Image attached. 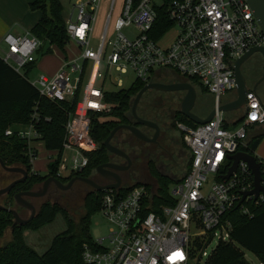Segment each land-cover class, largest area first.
Segmentation results:
<instances>
[{
	"label": "built area",
	"instance_id": "built-area-1",
	"mask_svg": "<svg viewBox=\"0 0 264 264\" xmlns=\"http://www.w3.org/2000/svg\"><path fill=\"white\" fill-rule=\"evenodd\" d=\"M116 1L110 0L97 48L91 45L93 23L103 0H76L66 27L70 40L81 48L80 54L66 59L54 75L41 74L30 81L22 74L42 96L69 106L62 144L48 149L47 169L57 165L58 177L70 178L87 168L91 153L99 148L94 120L111 110L113 104L107 98L119 91L107 88L109 81L125 89L123 75L129 72L135 76L133 86L137 81L153 82L163 71H174L213 93L216 112L211 120L178 124L191 158L187 172L170 187L173 203L157 204V193L144 184L104 190L99 212L111 225L109 234L84 243L82 254L88 264H190L196 259V239L204 244L215 238L218 243L230 241L233 223L229 214L239 209L251 215V204L264 202L263 193L258 198L253 194L244 198L254 188V174L246 161L241 160L225 177L233 154L250 153L251 127L264 124L262 100L256 91L248 90L242 115L232 119L218 109L222 95L237 88L235 61L254 46L264 47V31L248 0H123L111 31ZM160 8L170 25L159 20ZM133 26L138 30L133 36L123 31ZM173 27L177 28L175 40L161 46L160 40ZM3 41L8 46L3 59L20 73L36 61L45 44L31 30L9 32ZM105 54L106 72L101 69ZM33 117L24 126L6 130V135L17 134L25 141L32 165L41 148H46L39 118ZM256 159L264 185V158ZM32 170L37 171L34 165ZM205 253L204 249L201 257Z\"/></svg>",
	"mask_w": 264,
	"mask_h": 264
},
{
	"label": "trees",
	"instance_id": "trees-1",
	"mask_svg": "<svg viewBox=\"0 0 264 264\" xmlns=\"http://www.w3.org/2000/svg\"><path fill=\"white\" fill-rule=\"evenodd\" d=\"M30 8L41 11V17L31 28V32L42 41H50L52 45L65 51L70 38L61 1L33 0L30 2ZM159 20H166V25H170L163 8L159 9ZM42 49L43 47L40 49L39 55ZM51 50L50 48L47 53ZM35 62L28 64L27 68L34 67ZM144 85V82L137 81L133 86L112 92L108 96V101L113 104L108 112L112 118L104 120L96 118L94 120V133L99 148L91 153L90 163L84 171L88 173L90 167L95 168L106 158L103 148L104 140L118 121L127 119L132 99ZM68 109V104L54 102L42 96L22 73L0 56V157L8 166H25L32 172V180L29 183L27 181L18 184L15 190L28 189L34 183L43 182L50 175L58 177V166H51L45 176L40 172L33 171V165L25 153V141L17 134L6 135V130L30 123L36 114L39 120L38 123L36 121L34 123H37L43 133L46 148L57 149L63 141ZM242 119L243 117L239 121ZM188 123L193 124L191 121ZM260 140L259 135L249 137L247 150L253 155H256L255 151ZM58 178L63 181L69 179ZM174 181L170 178H161L154 184L157 189L155 196L157 204L173 203L169 187ZM135 185L139 184L124 187L129 189ZM147 186L151 187L150 184ZM102 193L103 191H97L86 197V212L78 221L69 217L68 212L59 203L50 200L43 203L33 220L21 227L15 226L11 231V240L0 246V264H88L83 259V246L84 243L93 242L90 233L92 216L100 210ZM12 194L13 192L6 198L4 206L11 207L15 202ZM250 208L251 215L244 214L239 209H235L229 214L233 223L231 240L220 241L204 264H251L243 249L252 252L264 263V202L258 205L252 203ZM59 213L65 217L67 229L54 236L51 245L45 252H37L25 242L24 230L40 229L53 222ZM13 218L12 213L0 209V237L4 235L7 228L12 226ZM205 248V244L199 239L194 241L193 254L198 255V260H201V254Z\"/></svg>",
	"mask_w": 264,
	"mask_h": 264
},
{
	"label": "flooded vegetation",
	"instance_id": "flooded-vegetation-1",
	"mask_svg": "<svg viewBox=\"0 0 264 264\" xmlns=\"http://www.w3.org/2000/svg\"><path fill=\"white\" fill-rule=\"evenodd\" d=\"M173 74L176 75L177 80L167 83L190 82L188 79L182 77L180 74L174 71ZM147 92L148 90L142 95L136 108V114H133L130 110L127 113V119L118 121V123L112 127L109 133L110 135L112 131L118 126L131 125L135 127L138 134L126 127L118 128L110 139L109 143L118 149L120 153H116L103 145L106 158L95 168L90 167V171L88 173L83 169L71 176L68 181L73 177L83 176L86 178L90 177L96 183L97 187H103L114 183H120L122 187L128 185L130 186V184L132 185L141 183H144L145 185H151L156 184L161 178H173L175 176L174 172L178 167L184 168V176L189 168V162H181L180 160L178 161V156L179 152H181L183 149L182 146L187 149L188 147L184 139V133L178 128V124H186L190 121L192 122V120L182 112V103L187 96L188 91H164L155 89V91L152 93L147 94ZM146 94L147 97L143 99V96ZM196 101L192 108L194 113H196ZM109 135L106 137V139L109 137ZM108 163L118 165L121 168L114 169L111 166H108ZM100 165L101 167H99ZM19 167L26 171V175L18 172H10L13 174V176L11 180L5 184V186L14 180H23L19 181L8 194L0 196V199H2L4 202L11 192H13L12 197L14 199V195L17 192L42 189V185L45 180L43 182L34 183V185L28 189L15 190V187L18 184L27 181L29 183L32 180V172L25 166ZM63 182L66 183V181ZM75 184H78L76 192L79 193L80 196L84 195L85 199L88 195L94 192H102L94 185L82 180L75 181L70 189L73 190ZM5 186H0V188ZM60 190L62 189L58 188L56 184L52 183L44 196L27 197V199L35 206L37 214L40 206L46 201H53L55 197L54 193ZM36 200H41L40 205ZM53 202H56V200ZM14 203L17 206L16 210L22 218L28 219L31 216L32 211L30 208L17 204L16 201ZM15 226L12 224L10 227L11 231Z\"/></svg>",
	"mask_w": 264,
	"mask_h": 264
},
{
	"label": "rangeland",
	"instance_id": "rangeland-1",
	"mask_svg": "<svg viewBox=\"0 0 264 264\" xmlns=\"http://www.w3.org/2000/svg\"><path fill=\"white\" fill-rule=\"evenodd\" d=\"M63 6V14L67 18L69 16L70 11L72 9V5L76 0H60ZM123 0H117L116 1V10L113 13V17L111 20V27L110 30L112 31L113 24L118 16L119 10L122 6ZM110 5V0H103L101 8L97 14V18L95 22L93 23V39H92V46L94 48H97L100 36L102 35L105 21H106V13L108 12ZM31 9V8H30ZM39 10H31V15L33 17H36L39 15ZM15 11H6L2 14V20H5L8 24L13 25L14 31L19 29L18 20L16 17ZM18 14V18H19ZM21 18V17H20ZM31 30V29H30ZM12 31L13 33H15ZM123 31L129 35L133 36L135 33L138 32L137 28L134 26L131 28H124ZM9 33V32H7ZM6 33V34H7ZM5 34V35H6ZM4 35V36H5ZM177 35V28L173 27L167 34L164 35V37L160 40V45L167 47L175 40ZM3 36V37H4ZM2 37V38H3ZM0 38V56L3 57L5 52L8 50V46L4 43L3 39ZM2 39V40H1ZM51 52L44 54L42 57H39V54L36 56V62L35 66L31 69L28 68H21L22 74H27V77L30 81H35L38 79V77L41 74H47L52 75V73H55L61 64L66 60V57L68 59L75 58L78 54L81 52V48L78 46V44L74 41L68 42V44L65 47V51L60 49L58 46L54 45L51 48ZM107 55L105 54L102 59L101 63V69L106 72L108 62H107ZM30 70V71H28ZM242 71L246 76L247 79V87L249 90H254V86L257 83V81L260 79L264 72V58L260 53H254L250 58H248L244 64L242 65ZM112 79L116 78V72L114 68L111 70ZM125 84L123 85V88L127 89L131 86L132 82L135 80V76L133 72H129L126 75H123ZM177 80V77L175 74H173V71H163L162 75L159 76L155 81H161V82H174ZM107 88L110 89H116L120 90L121 87L112 85L111 82H107L106 84ZM197 90V101H196V113L202 117L207 116L210 111L215 106V95L213 93H210L208 91L202 90L200 86H196ZM155 91V89L148 90L147 94L152 93ZM258 95L261 97V99L264 102V80L259 83L255 90ZM147 94L143 96V99L147 97ZM237 98V90H231L222 95V101H231ZM245 105L238 109L235 112L229 111L226 112L227 119H232L234 117H239L242 115L244 111ZM112 116L108 113H104L101 115L100 120L104 119H111ZM260 143L256 149V155L258 157L264 158V134L260 135ZM181 152H179L178 161H186L190 164V151L187 148H184L182 146ZM48 153L49 150L45 147H42L40 150V154L35 159L33 165L35 168L39 169L40 173L42 175H47V159H48ZM184 168H177V170L174 172V177L170 178L172 180H178L181 176H183ZM13 174L5 171L0 166V186H5V184L8 183L9 180H11ZM212 176H209V182H211ZM67 182V181H66ZM174 182L171 183L170 187L172 186ZM131 185V184H130ZM133 185V184H132ZM148 185V184H147ZM153 185V186H152ZM153 188V191L157 193L156 186L154 184L150 185ZM169 187V189H170ZM78 188V184H75L74 189H68V190H60L58 192L54 193V200H56L57 203H59L67 212L69 217L74 219L75 221H78L82 215L85 214V197L84 195L80 196L79 193L76 192V189ZM53 200V201H54ZM39 202L40 205L41 200H36ZM0 203L4 205V201L0 199ZM14 209H17V206L15 203L11 206ZM67 223L65 220V217L62 213H59L55 220L45 226H43L40 229L37 230H31L26 229L24 230V238L25 242L34 248L37 252L43 253L45 252L49 246L51 245V242L54 238V236L58 233H61L67 229ZM111 225L108 223V221L103 217V215L98 212L92 216V222L90 227V233L93 238V240L103 238L109 234ZM11 229L10 227L6 229L4 235L0 237V246L5 245L11 240ZM218 240L215 238L213 239L209 244H205V254L201 258V264H203L207 257L211 254V252L217 247ZM245 252L246 258L251 264H260V260L250 251L243 249ZM195 260L191 261L190 264H197L198 255L193 254Z\"/></svg>",
	"mask_w": 264,
	"mask_h": 264
},
{
	"label": "water",
	"instance_id": "water-1",
	"mask_svg": "<svg viewBox=\"0 0 264 264\" xmlns=\"http://www.w3.org/2000/svg\"><path fill=\"white\" fill-rule=\"evenodd\" d=\"M248 2L253 9L255 18L257 19L259 25L261 26L262 30L264 31V0H248ZM51 46H52V43L50 41H46L39 57H42L44 54H46L48 52V50L51 48ZM254 53H260L264 58V47L254 46V47L250 48L244 55H242L241 57H239L235 61L234 70H235V79H236V84H237V88H236L237 98L234 100L228 101V102H223L219 106V108H218L219 110H224L225 112H229V111L241 109L245 105V102H246V94L245 93L249 89L247 87L246 76L242 71V65ZM263 80H264V72H263L262 76L260 77V79L255 84L254 91L256 90L259 83H261ZM149 89H158V90H164V91L187 90L188 91L187 96L185 97V99L182 103V112L184 115H186L189 119H191L195 123L202 124V123L208 122L209 120H211V118L214 116V114L216 112V108L214 107L207 116L202 117V116H200L197 113H194L192 111V108H193L195 101H196L197 91H196L195 86L190 82L163 83V82H156V81L154 82L153 81V82L145 84L143 86V88L132 99L131 111L133 114H136V108L138 106V103H139L142 95ZM120 127H126L128 129H130L131 131H133L134 133L138 134L135 127H133L131 125H121V126L116 127L112 131V133L109 135V137L104 141V145L116 153H120V151L118 149H116L114 146H112L109 143V141L112 138V136L114 135V133L116 132V130ZM231 157L233 159V164L230 167L228 173L225 175V177L228 178L232 174V172L234 170H236L239 162L241 160H244L248 163L250 169L252 170V172L254 174V188L248 192H245L244 198L247 195H252V194L255 196V198H258L260 193L264 194V185L262 183L263 176H262L261 166H260V163L257 161L256 156L251 154V153H248V152L239 151V152H236L235 154H233ZM0 166L5 171L12 172V173L18 172V173H23L24 175H26V171L23 168H21L19 166H8L5 164V162L3 161V159L1 157H0ZM108 166H111L114 169L121 168L120 166L115 165V164H111V163H108ZM99 167H101V165ZM22 180L23 179L14 180L13 182L8 184L7 186L0 188V196H2L4 194H8L13 189V187L19 181H22ZM77 180L86 181V182L94 185L98 190H101V191H104V190L109 189V188L118 189L121 187L120 183H114V184H109V185H106L103 187H97L96 183L90 177L86 178L83 176H76V177L71 178L68 182L65 183L58 177L48 176V177H46L45 181L43 182L42 189L20 191L14 195V199H15L17 204L26 206V207L31 209V211H32L31 216L28 219L22 218L16 209H14L12 207L4 206L1 203H0V209L5 210V211L13 214V217H14L13 226L25 225V224L29 223L36 216V211H37L35 206L27 199V197H42V196H44L47 193V190L52 183L56 184L58 186V188H60L62 190H68L73 186L74 182ZM142 184H144V183H142Z\"/></svg>",
	"mask_w": 264,
	"mask_h": 264
},
{
	"label": "crops",
	"instance_id": "crops-1",
	"mask_svg": "<svg viewBox=\"0 0 264 264\" xmlns=\"http://www.w3.org/2000/svg\"><path fill=\"white\" fill-rule=\"evenodd\" d=\"M32 1L33 0H0V38H2L7 32L14 31L13 29H11V27L12 28L14 27L13 25L11 26V24H8L5 20H2V14L5 13L6 11H15L17 13L15 18L18 20V23H19L18 25H20V26H19L18 30L14 31L15 34H23L27 30H30L35 25V23L41 17V11H39L40 13L36 17H33L31 15L32 9H30V2H32ZM18 14L21 18L20 17L18 18ZM70 41L71 40H69V42ZM52 46H54V45H52ZM52 46H51V48H52ZM66 59H68V58H66ZM62 65H63V63L61 64L59 69L62 67ZM59 69L55 73H57L59 71ZM55 73H52V75H54ZM262 103L264 105L263 100H262ZM262 134H264V124L254 125L250 129L249 137L255 136V135L260 136ZM35 169L38 172H40L39 169H37V168H35Z\"/></svg>",
	"mask_w": 264,
	"mask_h": 264
}]
</instances>
